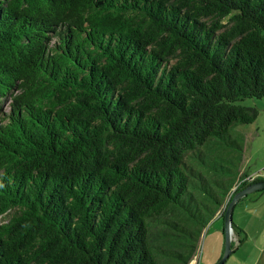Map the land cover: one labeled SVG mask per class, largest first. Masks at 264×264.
Listing matches in <instances>:
<instances>
[{
    "label": "trees",
    "instance_id": "16d2710c",
    "mask_svg": "<svg viewBox=\"0 0 264 264\" xmlns=\"http://www.w3.org/2000/svg\"><path fill=\"white\" fill-rule=\"evenodd\" d=\"M263 31L264 0H0V264H189L240 176Z\"/></svg>",
    "mask_w": 264,
    "mask_h": 264
},
{
    "label": "rangeland",
    "instance_id": "374dc122",
    "mask_svg": "<svg viewBox=\"0 0 264 264\" xmlns=\"http://www.w3.org/2000/svg\"><path fill=\"white\" fill-rule=\"evenodd\" d=\"M262 36L264 37V31L262 32ZM238 105L245 106V107H255L259 111V117L257 118L260 120L262 116H264V99H245L243 101L238 102ZM0 107L4 110V113L9 111V99L2 100L0 103ZM258 121L253 122L251 125H238L235 130L239 133L245 134L247 131L255 128V126L264 127V124L257 123ZM253 143L247 139L246 148H243L242 152L248 155L250 150L248 147L252 146ZM261 157L262 150H261ZM249 156V155H248ZM257 159V162L256 160ZM259 154H255V158L251 165L256 162V167L260 168L262 166V162L259 163ZM251 165L249 167H251ZM240 167V165H239ZM255 166H252V169ZM239 170V168H238ZM264 174V170H259L254 173H249L250 175H257L258 173ZM238 181L242 178V174H240V170L238 173ZM255 183V182H253ZM239 189V188H238ZM238 191V190H236ZM235 191V192H236ZM256 193V192H255ZM251 193L248 194L245 198L247 200H251L252 196L258 195L260 193ZM258 202V203H257ZM257 202H253L251 205V209L256 207L259 202L263 203L264 200H260ZM243 201L242 204H244ZM241 204V203H239ZM240 205L235 207V213L238 212ZM250 219L249 225L246 231L238 230L239 234L237 237V231L232 232L231 234V246L233 248V252L229 254L227 259L225 260L224 264H264V206L260 207V209L256 212H240L238 215L234 214V219L232 216L233 224L235 222H240L242 225ZM236 226V225H235ZM235 230V229H234ZM214 240V241H213ZM224 250V234H223V221L214 220L209 226L206 228L205 232L200 241V245L198 250L194 256V264H216L219 259L223 255Z\"/></svg>",
    "mask_w": 264,
    "mask_h": 264
},
{
    "label": "crops",
    "instance_id": "0c3cea01",
    "mask_svg": "<svg viewBox=\"0 0 264 264\" xmlns=\"http://www.w3.org/2000/svg\"><path fill=\"white\" fill-rule=\"evenodd\" d=\"M258 100H261V99H258ZM263 111H264V109H263ZM258 117H259V115H258ZM255 121H258L257 123L264 124V116H262V118H260V120L256 119ZM249 125H251V124H249ZM242 135L244 136L243 148H246L247 139H249L250 142L253 143V145L248 147L250 150V152L248 154L249 156L244 154V152H242V160L240 162V167H239L240 174L243 175V174L254 173V172H257L259 170H264V127L255 126V128L247 131L245 134H242ZM261 150H262V156L263 157H261V155H260ZM255 154H259V158H261V160H259V163L262 162V166H260V168L256 167L257 159H255L256 162H254L251 165L253 158H255ZM250 165H251V167H249ZM252 166H255V167H253V169H252ZM260 200L261 201L264 200V192L260 193L259 196L258 195L252 196L251 200H247V198H245V197L243 199H241L237 204V205H240L238 212L235 213V207L237 205L234 207L233 219H234V214L238 215V213H240V212H244V213L246 212L247 213V212H250L253 210H254V212L258 211L260 209V207L264 206V202L263 203L259 202V204L252 209H251V205L253 204V202H257ZM243 201H245L244 204H242ZM239 203H241V204H239ZM216 220H220V219H216ZM249 222H250V219L242 225L240 222L234 221L238 230H241V228H242V230H244V231H246V229L249 225ZM237 237H239V236L237 235ZM194 261L195 260L193 259L189 264H194Z\"/></svg>",
    "mask_w": 264,
    "mask_h": 264
},
{
    "label": "water",
    "instance_id": "95a60500",
    "mask_svg": "<svg viewBox=\"0 0 264 264\" xmlns=\"http://www.w3.org/2000/svg\"><path fill=\"white\" fill-rule=\"evenodd\" d=\"M261 190H264V180L250 184L232 195L230 202L228 203L227 208L224 212V218H223V234H224L223 255L216 264H224L225 260L231 253V234L233 232L232 216H233L234 207L241 199L246 197L248 194L255 193Z\"/></svg>",
    "mask_w": 264,
    "mask_h": 264
},
{
    "label": "built area",
    "instance_id": "2783aa9c",
    "mask_svg": "<svg viewBox=\"0 0 264 264\" xmlns=\"http://www.w3.org/2000/svg\"><path fill=\"white\" fill-rule=\"evenodd\" d=\"M259 180H264V174H261L260 172L255 176L250 174H247L245 176L242 175V178L236 181L235 185L231 189V194L234 193L241 186L248 185Z\"/></svg>",
    "mask_w": 264,
    "mask_h": 264
},
{
    "label": "clouds",
    "instance_id": "9594fccd",
    "mask_svg": "<svg viewBox=\"0 0 264 264\" xmlns=\"http://www.w3.org/2000/svg\"><path fill=\"white\" fill-rule=\"evenodd\" d=\"M259 181H263V180H259ZM257 182V181H256ZM233 188V187H232ZM231 193V192H230ZM231 195H233V194H231Z\"/></svg>",
    "mask_w": 264,
    "mask_h": 264
}]
</instances>
